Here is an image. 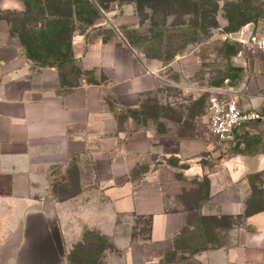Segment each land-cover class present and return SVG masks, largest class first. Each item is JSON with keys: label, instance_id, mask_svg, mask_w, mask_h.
I'll list each match as a JSON object with an SVG mask.
<instances>
[{"label": "crops", "instance_id": "0c3cea01", "mask_svg": "<svg viewBox=\"0 0 264 264\" xmlns=\"http://www.w3.org/2000/svg\"><path fill=\"white\" fill-rule=\"evenodd\" d=\"M150 2L163 25L120 0H0V264H80L87 233L112 247L104 264H264V127L218 144L206 139L208 99L187 106L204 91L264 116V51L233 57L247 85L200 90L196 45L166 61L127 35L146 28L159 46L195 28L207 0ZM150 103L157 115L141 123ZM184 126L193 134L175 132Z\"/></svg>", "mask_w": 264, "mask_h": 264}, {"label": "rangeland", "instance_id": "374dc122", "mask_svg": "<svg viewBox=\"0 0 264 264\" xmlns=\"http://www.w3.org/2000/svg\"><path fill=\"white\" fill-rule=\"evenodd\" d=\"M120 1L124 4L127 3L126 0ZM208 1L206 9H204V5H201L200 9L198 8L199 18L192 22V24H195V28H187L177 33L165 32L163 44L159 46L156 35H154L153 31L147 34L146 28L140 33L130 31L127 36L130 43L149 58L162 57L165 59L168 56L174 55L178 50L186 51L187 47L191 44L196 45L200 65L191 68L189 71L197 87L202 88L200 90L220 87L223 90L231 89L236 91L242 85L249 83L247 72L233 61L234 55L238 56L239 50L242 47L234 41H224L221 34L225 32H238L247 24L251 26L250 32L261 31L262 19L264 18V0H212L211 6L208 4ZM144 14L146 17L148 16L147 8L144 9ZM90 16L89 14H84V20L88 21ZM159 20L155 21L158 23ZM169 72L170 77L176 80L178 77L176 71L170 69ZM200 92L196 101L187 105L196 113L206 108V102L210 94L209 92ZM168 93L174 96L177 95L174 90L170 89ZM156 112L155 104L150 103L146 107L143 117L138 116L137 120L142 123L143 119L147 117L155 119ZM154 125V135L159 140L158 142L166 151H170L173 146V132L162 121ZM202 130L201 127H198L200 133ZM175 132L180 136L193 134L189 126L181 127L180 130H175ZM169 163L173 164L174 161L170 159ZM59 197L66 196L62 195ZM259 206L261 209L264 208L262 200ZM86 238L88 243L79 248L82 254L79 258L80 260H78L79 263L104 264L102 262L103 259L99 258V254H102L104 249L109 251L112 247L110 248L106 241L93 233H87ZM210 238L217 245L226 242V237L222 233L221 235L213 234Z\"/></svg>", "mask_w": 264, "mask_h": 264}, {"label": "built area", "instance_id": "2783aa9c", "mask_svg": "<svg viewBox=\"0 0 264 264\" xmlns=\"http://www.w3.org/2000/svg\"><path fill=\"white\" fill-rule=\"evenodd\" d=\"M259 32L241 30L224 39L234 41L242 47L264 51V18ZM222 94V93H221ZM206 139L218 144L228 145L234 142L235 133L240 126L259 123L264 127V116L252 109H245L233 96L212 94L207 102Z\"/></svg>", "mask_w": 264, "mask_h": 264}, {"label": "trees", "instance_id": "16d2710c", "mask_svg": "<svg viewBox=\"0 0 264 264\" xmlns=\"http://www.w3.org/2000/svg\"><path fill=\"white\" fill-rule=\"evenodd\" d=\"M127 3H133L134 6H135V11H136V14L138 15L140 21L143 23V21L145 20H148L151 24L153 25H157V24H162L163 25V22H156L155 20H157L158 18L155 17L154 14H152L151 16H149L148 18L146 17V15L144 14V9L145 8H149L150 7V10L152 12L155 11V9L153 8L154 7V4H152L150 2V0H126ZM172 56H168L165 58L166 61H168L169 59H171Z\"/></svg>", "mask_w": 264, "mask_h": 264}]
</instances>
